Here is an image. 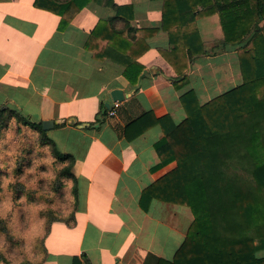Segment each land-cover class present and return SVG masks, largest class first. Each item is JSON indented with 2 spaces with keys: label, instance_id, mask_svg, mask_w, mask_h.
Wrapping results in <instances>:
<instances>
[{
  "label": "crops",
  "instance_id": "obj_1",
  "mask_svg": "<svg viewBox=\"0 0 264 264\" xmlns=\"http://www.w3.org/2000/svg\"><path fill=\"white\" fill-rule=\"evenodd\" d=\"M34 1L0 0V107L33 120L65 121L47 134L60 151L74 156L78 191L73 225L50 223L39 264H142L149 253L171 260L193 220L190 209L155 198L146 209L140 204L142 190L173 166L157 167L154 144L163 135L161 126L152 125L132 140L122 129L146 110L179 122L186 116L179 99L183 92L193 89L202 104L241 83L236 52L217 46L223 37L219 15L197 19L207 52L189 61L181 73L186 81L177 88L173 65L160 52L171 48L161 27L162 0H112L132 6L119 10L115 27L122 28L127 18L130 28L150 30L128 35L139 42L137 48L148 44L136 59L143 70L135 84L123 74L128 48L116 49L128 36L116 42L103 30L106 38L99 42L98 35L95 45L101 59L84 45L99 19L115 15L109 0L88 1L62 28L58 14ZM112 88L125 96L108 115L104 96ZM263 254L264 249L255 253Z\"/></svg>",
  "mask_w": 264,
  "mask_h": 264
},
{
  "label": "trees",
  "instance_id": "obj_2",
  "mask_svg": "<svg viewBox=\"0 0 264 264\" xmlns=\"http://www.w3.org/2000/svg\"><path fill=\"white\" fill-rule=\"evenodd\" d=\"M88 1L35 0L34 4L58 14L62 28ZM109 1L115 15L99 19L84 44L97 59L103 58L95 46L98 35L99 42L106 38L103 30L116 42L130 33L150 32L130 28L127 18L122 28L115 27L119 10L132 6ZM162 2L161 27L171 48L160 52L173 65L177 88L186 81L181 73L189 61L207 52L196 21L211 13L219 15L223 33L217 46L236 52L242 81L202 104L193 89L183 92L179 99L186 116L179 122L146 110L125 123L126 140L160 124L163 135L154 144L160 159L157 167L173 163L142 190L141 206L155 198L185 205L193 215L171 260L149 253L142 264H264V254L255 255L264 249V0ZM127 38L116 49L128 48L130 59L123 74L135 84L143 70L136 59L148 44L137 48L136 38ZM9 134L16 137L10 146L2 142ZM74 161L72 154L57 148L41 121L0 107V241L7 244L6 251H0V263L12 264L6 256L12 249L23 255L25 240L12 226L16 212L22 217V205L33 207L30 210L41 219L43 238L54 220L73 225L78 194ZM32 252L38 253L39 262L45 252L43 239Z\"/></svg>",
  "mask_w": 264,
  "mask_h": 264
},
{
  "label": "clouds",
  "instance_id": "obj_3",
  "mask_svg": "<svg viewBox=\"0 0 264 264\" xmlns=\"http://www.w3.org/2000/svg\"><path fill=\"white\" fill-rule=\"evenodd\" d=\"M37 210H44L40 206H36ZM2 218V217H0ZM15 238V235H14ZM22 238L25 240V245L21 248L23 255L17 256L16 264H39L36 260L38 253L33 254V247H38L39 242L43 239L42 230L37 225H30L28 229L22 234ZM7 244L5 241H0V251H6Z\"/></svg>",
  "mask_w": 264,
  "mask_h": 264
},
{
  "label": "rangeland",
  "instance_id": "obj_4",
  "mask_svg": "<svg viewBox=\"0 0 264 264\" xmlns=\"http://www.w3.org/2000/svg\"><path fill=\"white\" fill-rule=\"evenodd\" d=\"M235 69L236 68H233V71H235ZM14 138H16V137L13 134H9V136H7L6 138H4L2 140V142H5V143H7L10 146V145H12L11 139L13 140ZM27 141L30 142L29 139ZM19 202H22V199L20 201H18V203ZM30 208H33V207H29L27 204L22 205V211H23L22 217L19 215L18 212H16V218H15V221L12 224V226L15 228L16 232L18 234H20V235H22L28 229V227L30 225H37L39 227V223L41 222V219L39 220V218L37 217V215H35L30 210ZM41 230H42V232L44 231V229H41ZM18 255H21L22 256V254H19L16 249H12V250H10V252H7V255L6 256L11 260V263L12 264H16V262H17V256Z\"/></svg>",
  "mask_w": 264,
  "mask_h": 264
},
{
  "label": "water",
  "instance_id": "obj_5",
  "mask_svg": "<svg viewBox=\"0 0 264 264\" xmlns=\"http://www.w3.org/2000/svg\"><path fill=\"white\" fill-rule=\"evenodd\" d=\"M124 96L125 94L122 89L112 88L104 96L105 107L108 110L112 109L114 107V102L122 100ZM63 122H65L63 119H44L41 121V127L43 130L47 132L49 129L53 128L56 124H61ZM67 122L71 124L77 123L75 120L70 119V118L67 119ZM95 125H98V124H95ZM78 126L79 127L89 126V122H79Z\"/></svg>",
  "mask_w": 264,
  "mask_h": 264
},
{
  "label": "built area",
  "instance_id": "obj_6",
  "mask_svg": "<svg viewBox=\"0 0 264 264\" xmlns=\"http://www.w3.org/2000/svg\"><path fill=\"white\" fill-rule=\"evenodd\" d=\"M107 113H108V115H114L116 113V111L114 108H112V109L108 110Z\"/></svg>",
  "mask_w": 264,
  "mask_h": 264
}]
</instances>
